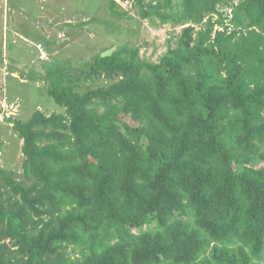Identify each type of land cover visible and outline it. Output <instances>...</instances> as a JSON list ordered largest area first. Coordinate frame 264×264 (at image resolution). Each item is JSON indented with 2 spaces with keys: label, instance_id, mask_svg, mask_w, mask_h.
<instances>
[{
  "label": "trees",
  "instance_id": "16d2710c",
  "mask_svg": "<svg viewBox=\"0 0 264 264\" xmlns=\"http://www.w3.org/2000/svg\"><path fill=\"white\" fill-rule=\"evenodd\" d=\"M175 1L135 0L185 26L159 63L124 45L28 78L58 111L7 120L0 264H264V0Z\"/></svg>",
  "mask_w": 264,
  "mask_h": 264
},
{
  "label": "rangeland",
  "instance_id": "374dc122",
  "mask_svg": "<svg viewBox=\"0 0 264 264\" xmlns=\"http://www.w3.org/2000/svg\"><path fill=\"white\" fill-rule=\"evenodd\" d=\"M116 2L119 8L115 11L126 14L123 18L112 15L110 0H0V142L4 143L0 167L23 173V142L13 136L9 118L28 120L35 109L46 114L58 111L46 95L41 97L33 91L36 87L43 92L39 88L45 83L28 79L35 72L42 76L44 62L51 64L65 55L74 68H79L95 54L131 45L140 50L143 60L159 63L168 49L177 45L185 26L162 24L156 17L143 20L135 0ZM181 10V1L176 0L173 13ZM221 12L228 25L231 9ZM219 20L214 17L215 22ZM90 21V26L81 27ZM218 26L216 30H222ZM11 76L30 88H19ZM72 252L77 258L78 252Z\"/></svg>",
  "mask_w": 264,
  "mask_h": 264
}]
</instances>
